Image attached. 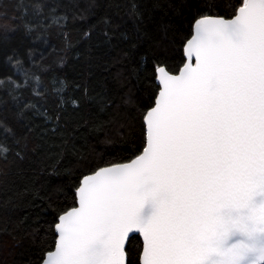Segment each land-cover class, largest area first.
<instances>
[{"label":"snow or ice","instance_id":"6c2138e0","mask_svg":"<svg viewBox=\"0 0 264 264\" xmlns=\"http://www.w3.org/2000/svg\"><path fill=\"white\" fill-rule=\"evenodd\" d=\"M235 11L195 21L180 75L156 68L142 154L83 177L44 264H124L130 233L142 264H264V0Z\"/></svg>","mask_w":264,"mask_h":264},{"label":"trees","instance_id":"16d2710c","mask_svg":"<svg viewBox=\"0 0 264 264\" xmlns=\"http://www.w3.org/2000/svg\"><path fill=\"white\" fill-rule=\"evenodd\" d=\"M242 3L0 0V264L41 263L81 177L143 149L156 68L177 72L195 19ZM141 247L129 237L127 264Z\"/></svg>","mask_w":264,"mask_h":264},{"label":"water","instance_id":"95a60500","mask_svg":"<svg viewBox=\"0 0 264 264\" xmlns=\"http://www.w3.org/2000/svg\"><path fill=\"white\" fill-rule=\"evenodd\" d=\"M240 6H242V4H241ZM240 6H239V7H240ZM239 7H238V8H239ZM238 8H237V9H238ZM235 14H236V12H235ZM235 14H234V15H235ZM234 15H232L231 17H228V18L223 17V16H220V17H223L224 19L228 20V19H232ZM211 16H219V15H211ZM201 17H202V16H201ZM199 18H200V17H198L197 19H199ZM197 19H195V21H196ZM195 21L193 22V25H192V33H191V35H190V37H189L188 39H190V38L195 34V30H194ZM188 39H187V40H188ZM187 40L185 41V43H184V45H183V55H184V59H185V60H184L183 64L179 67V69L177 70V72H174V73H173V72H170V71H168V70L166 69L165 66H163V67H165L166 71H167L170 75H173V76H178V75H180L181 69L183 68V65H184L185 63H192V64H194V58H193L192 60H189V59L186 57L185 52H184V46H185ZM161 66H162V65H161ZM158 67H159V66H158ZM156 76H157V73H156ZM156 80H157V79H156ZM157 83H158V81H157ZM158 85H159V83H158ZM159 91H160V85H159V89H158V92H157L156 97L158 96ZM156 97H155V100H156ZM155 100H154L153 105H152L149 109H151L152 107L155 106ZM149 109H148V110H149ZM148 110H147V111H148ZM147 111L145 112V114L147 113ZM145 114H144V115H145ZM143 117H144V116H143ZM143 123H144V126H145V144H144L143 149L141 150V152H140L138 155L134 156L133 158H131L130 160H128V161H126V162H120V163H114V164H110V165H105V166L99 167L98 169H96V170L93 171V172H90V173L85 174L84 176L81 177V179H80V181H79V184H78L77 188L80 187V184H81V181H82L83 177L94 174V173H95L96 171H98L100 168H108V167H111L112 165H115V164H127V163H130L132 160H134L137 156L141 155L142 152H143V150H144V148H145V146H146V142H147V141H146V124H145V122H144V119H143ZM77 188H76V189H77ZM75 196H76V192H75ZM75 202H76V203H75V206H73V207H79V203H78V198H77V196H76ZM73 207L67 209L65 212L69 211V210L72 209ZM151 211H152L151 206H148V207L144 210L143 214H144L145 217H146L148 214H150ZM65 212L61 213V214L58 216L57 221L55 222V224L59 222V217H60L62 214H64ZM55 224H54V226H55ZM54 231H55V235H56L54 246H53V248H52L51 250H49V251H47V252L45 253V255H44V257H43V259H42V261H41L40 264H44L45 260L48 259V257H47V253L55 251V248H56V242H57V238H58V233H57V231L55 230V227H54ZM132 235H133V234L130 233L129 236L126 237L125 240H124V252H125L124 264H127V253H126L125 248H126L127 241H128V239H129V237L132 236ZM137 235L140 237V239H141V243H142V247H141V251H140V255H139V263L142 264V261H141V254H142V251H143V237H142L141 234H137Z\"/></svg>","mask_w":264,"mask_h":264}]
</instances>
